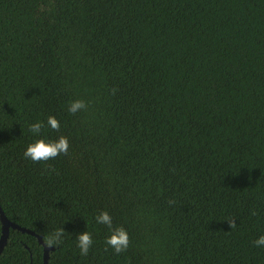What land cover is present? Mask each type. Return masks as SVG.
Returning a JSON list of instances; mask_svg holds the SVG:
<instances>
[{
    "label": "trees",
    "instance_id": "1",
    "mask_svg": "<svg viewBox=\"0 0 264 264\" xmlns=\"http://www.w3.org/2000/svg\"><path fill=\"white\" fill-rule=\"evenodd\" d=\"M0 207L44 243L64 228L46 264H264V0H0ZM30 263L10 227L0 264Z\"/></svg>",
    "mask_w": 264,
    "mask_h": 264
},
{
    "label": "clouds",
    "instance_id": "2",
    "mask_svg": "<svg viewBox=\"0 0 264 264\" xmlns=\"http://www.w3.org/2000/svg\"><path fill=\"white\" fill-rule=\"evenodd\" d=\"M112 94L115 95L117 89L113 88ZM87 107L85 101L75 100L70 103L68 111L72 114H76L78 111L83 110ZM47 125L54 131H59L60 122L54 116H48ZM44 127L43 122L37 121L29 126V131L35 134H39L41 129ZM69 149V141L65 136H60L56 140L38 139L34 143L28 145L24 156L30 158L33 162L47 161L54 159L60 154H67ZM255 215V212L252 213ZM97 223L104 224L109 227L111 235L106 239V244L114 249L119 254L127 250L130 238L126 229L121 227L112 226V218L107 211L101 212L96 217ZM231 227H235V220L228 221ZM65 230L63 227L57 228L50 236L45 238V244L49 248L59 246L63 243ZM77 246L80 249L81 255H87L89 249L93 243L92 235L88 231L80 233L76 237ZM257 247L264 246V235L260 236L256 241Z\"/></svg>",
    "mask_w": 264,
    "mask_h": 264
},
{
    "label": "water",
    "instance_id": "3",
    "mask_svg": "<svg viewBox=\"0 0 264 264\" xmlns=\"http://www.w3.org/2000/svg\"><path fill=\"white\" fill-rule=\"evenodd\" d=\"M0 222H1L0 251L6 242L8 232H9V228L10 227L16 228L22 232H27V233H30V234L36 236L38 242L43 245V264H46L47 258H48V251L50 249H53V247L49 248L48 246H46V244L43 242L40 234H37L34 231L27 229L25 227H21V226L15 224L14 222H11L10 220H8V218L4 215L3 211L1 210V207H0Z\"/></svg>",
    "mask_w": 264,
    "mask_h": 264
}]
</instances>
